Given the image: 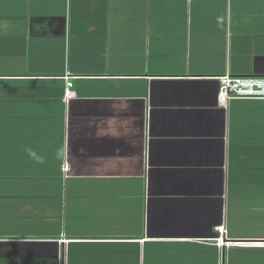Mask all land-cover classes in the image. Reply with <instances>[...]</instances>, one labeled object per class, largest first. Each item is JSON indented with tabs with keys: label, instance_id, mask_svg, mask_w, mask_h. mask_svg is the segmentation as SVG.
Here are the masks:
<instances>
[{
	"label": "crops",
	"instance_id": "0c3cea01",
	"mask_svg": "<svg viewBox=\"0 0 264 264\" xmlns=\"http://www.w3.org/2000/svg\"><path fill=\"white\" fill-rule=\"evenodd\" d=\"M228 73L264 77V0H0V264H264Z\"/></svg>",
	"mask_w": 264,
	"mask_h": 264
},
{
	"label": "built area",
	"instance_id": "2783aa9c",
	"mask_svg": "<svg viewBox=\"0 0 264 264\" xmlns=\"http://www.w3.org/2000/svg\"><path fill=\"white\" fill-rule=\"evenodd\" d=\"M73 75H67V87L64 95L65 101L76 96L74 89ZM220 87L218 101L220 105L226 106L230 99L242 97H264V77H241L225 74L219 77ZM222 235L216 239L217 245L222 249L232 243L224 239L225 230L221 227ZM223 255L221 254L220 264L223 263Z\"/></svg>",
	"mask_w": 264,
	"mask_h": 264
},
{
	"label": "clouds",
	"instance_id": "9594fccd",
	"mask_svg": "<svg viewBox=\"0 0 264 264\" xmlns=\"http://www.w3.org/2000/svg\"><path fill=\"white\" fill-rule=\"evenodd\" d=\"M27 151L29 152V155H35V153H33L31 149H28ZM40 162H42V159L40 160Z\"/></svg>",
	"mask_w": 264,
	"mask_h": 264
}]
</instances>
